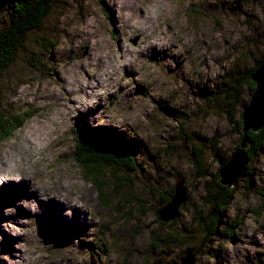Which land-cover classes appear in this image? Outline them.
<instances>
[{"label":"rangeland","instance_id":"1","mask_svg":"<svg viewBox=\"0 0 264 264\" xmlns=\"http://www.w3.org/2000/svg\"><path fill=\"white\" fill-rule=\"evenodd\" d=\"M55 10L2 77L6 101L32 117L0 142V264H173L202 236L194 218L207 214L204 185L218 168L205 161L206 179L196 174L191 145L209 160L212 142L222 154L235 141L203 91L261 59L264 0H59ZM84 129L136 149L121 193L107 179L99 195L76 164ZM253 170L251 185L233 187L220 229L242 225L218 264H264V154ZM178 183L186 204L163 223L155 210ZM200 255L193 264H216Z\"/></svg>","mask_w":264,"mask_h":264},{"label":"trees","instance_id":"2","mask_svg":"<svg viewBox=\"0 0 264 264\" xmlns=\"http://www.w3.org/2000/svg\"><path fill=\"white\" fill-rule=\"evenodd\" d=\"M57 4H59V0H0V7L4 11L0 22L2 23V25L0 24V142L9 139L32 117L31 114L26 112L14 110L9 102L6 101L2 77L13 65L19 51L25 50L28 35L43 30L46 20L56 11ZM37 45L39 49L44 48L49 51L53 50L54 47L53 42L47 39L38 41ZM33 59H29V64L37 61ZM263 61L264 52L261 59H258L248 72L240 73V78L234 79L231 74H228L226 85L221 82L215 85V89L203 91L205 92L204 99L207 103L222 111V115L231 127L235 141L222 154L221 150L216 149L215 144H212V142L209 146V160H204V152L198 150L193 144L191 145L190 157L196 174L200 175L202 179H206L208 172L205 169V161L217 163L218 168L212 174L211 179L206 181L204 185L205 202L208 206L207 214L203 216L201 212H198L196 218H194L200 226L202 236L198 240H191L192 243H188L189 236L186 242L182 240L180 242L181 235L177 236L176 242H180L179 244H182V246L185 242L189 246L185 245L181 252L182 255L173 264H177L187 254L193 255L194 260L197 259V255L201 254L200 256L205 257L209 255L208 258L218 264L217 261L222 244L232 242L236 238L235 230L240 229L242 225V220L236 217L230 222H226L224 228L220 229L223 218L226 217L228 209L236 196V188L222 186L218 170L226 163L233 151L239 148V143L243 136L241 112L249 101L248 99L242 103L240 93L244 89L251 97L255 90V84L250 77L261 66ZM159 107L162 112L170 116L181 114L180 111H172L167 106L159 105ZM174 119L176 118L174 117ZM180 130L182 131L183 129L180 128ZM75 134H77L76 131ZM98 135V137H95L84 129L83 134L75 136L73 158L81 168L84 177L96 188L99 195H102V188L107 179H111L113 192L121 193L123 184L127 181L126 179H129L127 176L134 175L138 168L134 157L136 149L132 147L130 142L122 141L121 137L116 134L101 130ZM245 138L249 141V147L245 151L248 161L238 181L251 185L254 178L253 161L257 156L264 154V128L257 133L248 131L245 134ZM198 141L200 140L198 139ZM173 193L174 190H171L167 198L166 196L165 198L163 197L160 205H165L169 202ZM261 196L264 197L262 194ZM157 219H159L158 216ZM51 226L47 224L43 229L46 231H57L60 228L57 225L53 228ZM216 241L218 248H210L208 246V244L210 245Z\"/></svg>","mask_w":264,"mask_h":264},{"label":"water","instance_id":"3","mask_svg":"<svg viewBox=\"0 0 264 264\" xmlns=\"http://www.w3.org/2000/svg\"><path fill=\"white\" fill-rule=\"evenodd\" d=\"M251 81L255 84V90L248 103L241 112L242 138L239 148L233 151L226 163L218 170L220 184L227 188H233L247 164L248 157L245 151L249 147V141L245 134L250 131L257 133L264 128V61L251 75ZM187 197L181 183L174 186V193L169 202L155 210L159 220L163 223L177 217L180 206L186 204ZM194 257L187 254L177 264H193Z\"/></svg>","mask_w":264,"mask_h":264},{"label":"bare ground","instance_id":"4","mask_svg":"<svg viewBox=\"0 0 264 264\" xmlns=\"http://www.w3.org/2000/svg\"><path fill=\"white\" fill-rule=\"evenodd\" d=\"M28 143H29V142H28ZM26 145H27V144H26ZM29 145H30V144H29ZM23 146H24V145H23ZM27 147H28V146H27ZM28 151H29V150H28ZM1 161H2V158L0 157V163H1ZM59 175H60V174H59ZM67 182H68V181H66L65 183H67ZM65 183H64V184H65ZM71 183H72V182H71ZM69 184H70V183H69ZM55 185H56V184H55ZM59 185H60V184H59ZM0 186H1V185H0ZM57 186H58V184H57ZM57 186H56V187H57ZM56 187H55V188H56ZM58 191H61V193L64 194L63 192H65V189H64V187H61L60 190H58ZM66 192H67V191H66ZM56 207H57V205H56ZM58 209H60V208L58 207ZM57 211H58V210H57ZM174 219H175V218H174ZM174 219H173V220H174ZM0 226H1V225H0ZM67 228H68V227H67ZM71 231H72V230H71ZM4 244H5V242H4Z\"/></svg>","mask_w":264,"mask_h":264}]
</instances>
